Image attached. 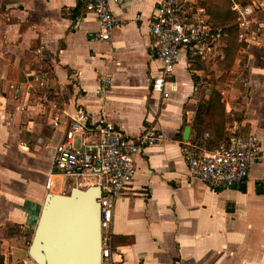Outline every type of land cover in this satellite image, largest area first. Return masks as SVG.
I'll return each mask as SVG.
<instances>
[{
  "label": "crops",
  "instance_id": "crops-1",
  "mask_svg": "<svg viewBox=\"0 0 264 264\" xmlns=\"http://www.w3.org/2000/svg\"><path fill=\"white\" fill-rule=\"evenodd\" d=\"M161 1L111 2L118 25L102 39L87 0H0V264H33L22 244L33 237L47 194L92 185L93 178L55 169L79 111L87 129L105 117L133 141L148 127L161 136L136 155L133 183L103 228L112 264H264V0L248 5L255 21L238 38L231 67L226 40L220 55L182 53L166 100L152 92L160 64L149 22ZM208 67L220 83L229 75L223 87L210 85ZM211 89L224 104L226 133L236 128L261 142L263 158L245 191L190 176L184 150L193 147L196 106ZM81 142L75 133L74 146Z\"/></svg>",
  "mask_w": 264,
  "mask_h": 264
},
{
  "label": "built area",
  "instance_id": "built-area-1",
  "mask_svg": "<svg viewBox=\"0 0 264 264\" xmlns=\"http://www.w3.org/2000/svg\"><path fill=\"white\" fill-rule=\"evenodd\" d=\"M124 0H87L86 12L98 20L102 39H107L118 25L110 3ZM205 0H162L150 18L152 49L160 64L152 80V92L166 100L175 88L174 71L182 53L203 59L225 46L224 28H215L205 7ZM237 12L239 41L248 37L255 21V7L233 4ZM75 124L64 144L57 149L55 169L71 178H93L91 186L101 188L102 228L113 218L115 204L133 183L137 174L136 155L149 146L160 143L161 136L153 127L145 129L136 141L119 131L105 117L94 128H86V118L79 111ZM80 133L82 142L74 146V135ZM189 173L214 189L236 187L249 175L250 169L261 162V142L254 134L242 136L236 128L229 131L226 142L213 151L198 153L194 147L184 150ZM50 184L48 185V187ZM111 252L103 239L102 264L111 263ZM32 263L33 261L29 259ZM35 264V263H33Z\"/></svg>",
  "mask_w": 264,
  "mask_h": 264
},
{
  "label": "water",
  "instance_id": "water-1",
  "mask_svg": "<svg viewBox=\"0 0 264 264\" xmlns=\"http://www.w3.org/2000/svg\"><path fill=\"white\" fill-rule=\"evenodd\" d=\"M189 127L184 139H189ZM240 188L245 191V184ZM101 188L74 187L69 194H47L28 257L35 264H102Z\"/></svg>",
  "mask_w": 264,
  "mask_h": 264
},
{
  "label": "trees",
  "instance_id": "trees-1",
  "mask_svg": "<svg viewBox=\"0 0 264 264\" xmlns=\"http://www.w3.org/2000/svg\"><path fill=\"white\" fill-rule=\"evenodd\" d=\"M211 1L215 2L214 0ZM209 2L210 0H206L205 7L210 16L212 26L215 28H224V32L227 35L224 63L226 68H230L237 53L240 33L237 24L238 14L232 10V5L235 3L241 7H246L250 4V0H219L213 7L210 6ZM192 58L194 60L198 59ZM195 112L196 117L193 123V129L197 135L192 145L199 154L205 150L213 151L228 140L229 134L226 133L228 119L224 104L217 91L211 89L208 100H201L196 106ZM8 228L10 229L11 227ZM11 229H13L11 232L7 231L8 234H13L17 226L14 225ZM32 238L30 237V242H28L29 247Z\"/></svg>",
  "mask_w": 264,
  "mask_h": 264
},
{
  "label": "rangeland",
  "instance_id": "rangeland-1",
  "mask_svg": "<svg viewBox=\"0 0 264 264\" xmlns=\"http://www.w3.org/2000/svg\"><path fill=\"white\" fill-rule=\"evenodd\" d=\"M215 2H213V1H211L210 0V2H209V4H210V6L211 7H213V6H215V3H217V2H219V0H214ZM253 0H250V4H251V2H252ZM205 2H206V0H205ZM204 2V3H205ZM238 19H239V16L237 17V23H238ZM212 57V56H211ZM214 62H215V60H213ZM217 62V61H216ZM199 64V63H198ZM205 71H206V77H209V78H211V79H209L210 80V82H211V86L212 87H214V86H218L219 84H220V86H219V88H221V87H223V86H221V85H224L226 82H227V77L229 76H227V74L226 75H224L225 77H223L222 79H221V83L219 82L220 81V79L219 80H215V78H212V77H215V74H216V72L215 71H213L212 69H211V67H208L207 69H205ZM214 82H217V83H214ZM225 87V86H224ZM30 239H28L27 238V244H22V248H23V250L24 251H28V249H29V246H28V242H30L29 241ZM13 246H14V248L15 249H17V248H19L20 246L16 243V241L14 240L13 241ZM14 255H15V257L16 258H24L25 257V254L23 253V252H19L18 250L17 251H15L14 252ZM30 259V258H29ZM34 263V262H33Z\"/></svg>",
  "mask_w": 264,
  "mask_h": 264
}]
</instances>
